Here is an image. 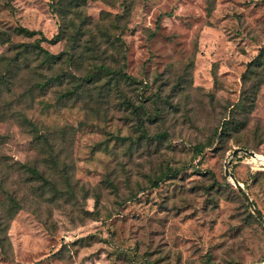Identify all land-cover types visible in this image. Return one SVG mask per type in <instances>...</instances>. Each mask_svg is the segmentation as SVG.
Segmentation results:
<instances>
[{
  "label": "rangeland",
  "instance_id": "rangeland-1",
  "mask_svg": "<svg viewBox=\"0 0 264 264\" xmlns=\"http://www.w3.org/2000/svg\"><path fill=\"white\" fill-rule=\"evenodd\" d=\"M19 27L62 33L42 47L77 55L78 96L35 90L62 70L36 69ZM261 52L264 0H0V264H262L229 177L264 216V76L237 107Z\"/></svg>",
  "mask_w": 264,
  "mask_h": 264
},
{
  "label": "trees",
  "instance_id": "trees-1",
  "mask_svg": "<svg viewBox=\"0 0 264 264\" xmlns=\"http://www.w3.org/2000/svg\"><path fill=\"white\" fill-rule=\"evenodd\" d=\"M16 32L18 35H22L29 38L38 37L34 41L33 45L25 46V51L27 54H35L37 57L39 66H37L36 69L43 67L50 74L51 73L54 74L57 68H59V70H62L60 73H56L53 76L48 75L49 77H47L46 81L44 83H38L35 90L38 91L40 95L45 96L52 90L55 89L66 90L68 89L69 86H74V88L71 91L67 90L63 95H61L60 101H64L65 99H73L74 97L78 96L79 84L76 80L78 74L77 72H70V70L69 71L65 70V67H71L73 65L74 61L77 59V55H75V53L72 52H68V53L63 52L60 55H53L42 47V44L44 43H48L51 45H56L60 43L63 40L62 33H58L56 36H54L52 39L49 40L43 35L42 32L31 31L23 27L17 28ZM5 34L8 35L7 33ZM263 58H264V53L261 52V54L250 64L243 78L245 90L242 94V100H240L237 103V107H240L242 102L248 101L247 106L250 112H252L255 108L257 93L263 84L264 75L257 74L258 70L264 68ZM28 68H30V66H28ZM104 69L108 72L114 73V75L119 74L118 71H112L111 68L104 67ZM120 74L122 77L119 79L111 80V83L109 85L120 87L121 83L123 82H125L128 85V88H133L136 85L135 82L132 81V79L129 76H127V74H125L122 71H120ZM253 77H256V85L248 89L247 85ZM7 84H8L7 85L8 91H11L10 88V86H12L11 83L7 82ZM125 106L126 109H131L133 114L136 116L138 120L139 128L141 130H145L144 120L139 115L138 107L134 106L133 103L129 101L126 102ZM23 120L24 123L32 129V132L36 135L38 140L46 139L47 135L42 130L38 129L36 124H34L32 121H29L26 116L23 117ZM204 148H209V146L206 147L197 146L196 148L197 154L201 155L203 153ZM34 174L41 177V173L37 170L34 171ZM9 246H10L9 238L6 231L4 236H1L0 234V250L3 255H7Z\"/></svg>",
  "mask_w": 264,
  "mask_h": 264
},
{
  "label": "water",
  "instance_id": "water-1",
  "mask_svg": "<svg viewBox=\"0 0 264 264\" xmlns=\"http://www.w3.org/2000/svg\"><path fill=\"white\" fill-rule=\"evenodd\" d=\"M238 154H246L248 156H250L253 159H257L258 155L254 152L245 150V149H237L234 151L233 156L238 155ZM227 175L228 171L226 172ZM229 177L232 179L234 185L238 188V190L242 193L245 201L247 202L248 206L250 207V209L252 210V212L255 214V216H257L263 226H264V216L261 214V212L259 210H257V208L255 207L254 203L252 202L251 198L249 197V195L244 191L243 187L241 186V184L236 180V178L233 175H229ZM264 264V262L262 263Z\"/></svg>",
  "mask_w": 264,
  "mask_h": 264
},
{
  "label": "bare ground",
  "instance_id": "bare-ground-1",
  "mask_svg": "<svg viewBox=\"0 0 264 264\" xmlns=\"http://www.w3.org/2000/svg\"><path fill=\"white\" fill-rule=\"evenodd\" d=\"M257 159H258V157H257Z\"/></svg>",
  "mask_w": 264,
  "mask_h": 264
}]
</instances>
